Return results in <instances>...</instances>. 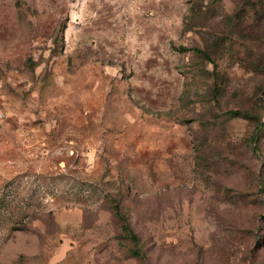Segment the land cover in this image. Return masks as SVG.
<instances>
[{"label": "rangeland", "instance_id": "374dc122", "mask_svg": "<svg viewBox=\"0 0 264 264\" xmlns=\"http://www.w3.org/2000/svg\"><path fill=\"white\" fill-rule=\"evenodd\" d=\"M0 264H264V0H0Z\"/></svg>", "mask_w": 264, "mask_h": 264}, {"label": "trees", "instance_id": "16d2710c", "mask_svg": "<svg viewBox=\"0 0 264 264\" xmlns=\"http://www.w3.org/2000/svg\"><path fill=\"white\" fill-rule=\"evenodd\" d=\"M198 52H200V51H198ZM203 56H205V54H203ZM115 214H116L117 218L121 222V230H122V232L126 236H128L131 240H135L136 241V235L133 233V231L130 229L129 225L126 223L125 218L121 214V212H120L118 207H116Z\"/></svg>", "mask_w": 264, "mask_h": 264}]
</instances>
